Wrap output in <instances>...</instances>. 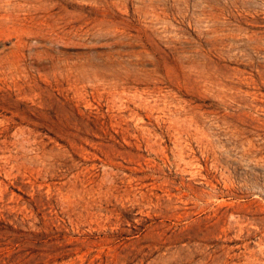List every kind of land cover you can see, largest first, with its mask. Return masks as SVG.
Instances as JSON below:
<instances>
[{
	"label": "rangeland",
	"instance_id": "374dc122",
	"mask_svg": "<svg viewBox=\"0 0 264 264\" xmlns=\"http://www.w3.org/2000/svg\"><path fill=\"white\" fill-rule=\"evenodd\" d=\"M0 264H264V0H0Z\"/></svg>",
	"mask_w": 264,
	"mask_h": 264
}]
</instances>
